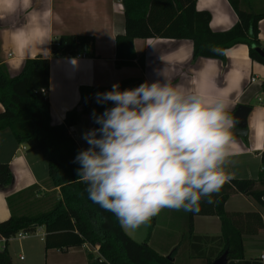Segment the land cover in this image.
<instances>
[{
  "label": "trees",
  "instance_id": "1",
  "mask_svg": "<svg viewBox=\"0 0 264 264\" xmlns=\"http://www.w3.org/2000/svg\"><path fill=\"white\" fill-rule=\"evenodd\" d=\"M194 1L121 0L123 32L115 35L114 66L133 64L134 58L141 64L142 58L136 56L132 39L153 36L189 38L193 56L216 58L223 57L225 47L243 42L248 46L249 57L264 64V59L254 50L256 46L264 50L257 39V21L264 16V10H255L257 0H227L236 14V20L223 31L209 29V13L195 9ZM50 52L68 56L86 52L91 56L93 38L83 34H62L51 41ZM143 82L144 79L139 76L114 83H118L123 90ZM47 83V57L26 58L13 76L8 75L0 63V103L3 106L0 130H9L14 140L25 144L27 150L40 151L46 160L47 183L50 188L57 187L56 197L50 195V203L44 209L30 210L35 206L33 193L37 190L36 185L5 195L9 215L0 220L1 236L8 238L18 230L32 232L36 226H42L44 248L65 250L83 243L91 247L97 245L95 253L86 251L88 264H180L186 257L201 258L203 264H209L224 250L225 264H263L257 257L244 258L242 245L243 235L255 234L264 227L259 210L226 211L224 202L230 194L241 193L264 209V150L259 156L262 169L255 179L233 178L213 194L212 203L202 200L199 211L171 215L173 220L179 221L178 230L182 233L180 238L178 231L170 234L169 238L176 246L164 255L148 243L156 217L146 227L144 240L137 242L122 229L112 213L88 198L86 184L78 178L80 165L74 162V158L81 149L71 136L69 126L76 123L79 114H87L93 127H99L94 122L93 113L100 115L105 108L113 105L110 101L98 103L97 94L110 91L114 83L80 88V109L67 110L63 121L57 124L51 123L47 97L39 91L46 88ZM260 90L264 98V80ZM11 179L7 162H0V188H6ZM194 215L216 216L219 234L193 233ZM156 245L162 249L160 242ZM0 264H10L4 246L0 250Z\"/></svg>",
  "mask_w": 264,
  "mask_h": 264
},
{
  "label": "crops",
  "instance_id": "2",
  "mask_svg": "<svg viewBox=\"0 0 264 264\" xmlns=\"http://www.w3.org/2000/svg\"><path fill=\"white\" fill-rule=\"evenodd\" d=\"M194 7L209 13L208 27L211 31L226 30L236 20L227 0H195ZM255 10H264V0L256 1ZM122 32L121 0H0V63L8 75L13 76L26 58L47 57L48 83L44 95L49 103L51 123H61L67 110L80 109L79 91L82 87L104 86L139 76L149 83L170 80L188 93L226 100L231 106V114L237 104L249 107L245 114V134H233V155L228 171L234 174V178L255 179L262 169L259 156L264 150V98L260 90L264 64L249 57L248 46L243 42L233 43L224 48L222 58H216L193 56L189 38L134 37L132 46L136 56L142 58L141 64L134 58L133 64L115 67L114 39ZM62 34L92 36L93 55L86 52L71 56L51 54V41ZM257 39L264 48V16L257 21ZM251 77H254L253 81H250ZM1 110L3 106L0 103ZM93 128L87 114H79L76 123L69 126L71 136L81 150L89 146L83 139L84 133ZM0 162H7L12 175L10 184L0 188V220L9 215L5 195L11 192L36 185L37 190L33 193L35 209L49 204L50 195L56 197L57 187L50 188L47 183L44 155L17 143L7 129L0 130ZM224 209L259 210L261 218L264 215L263 207L241 193L230 194L224 202ZM183 211L165 208L161 215H182ZM179 226L173 220L161 236L162 249L153 247L168 255L176 246L169 236ZM219 231L216 216H193V233L217 235ZM43 235V227L36 226L28 236L15 238L18 241L24 239L22 246H31L34 256L39 255L35 264H88L86 251L96 252L97 245L91 247L85 243L65 250L44 248ZM6 243H3L5 249ZM242 245L244 258L257 257L264 249V227L255 234L243 235ZM17 256L24 259L20 253ZM180 264H203V261L186 257Z\"/></svg>",
  "mask_w": 264,
  "mask_h": 264
},
{
  "label": "clouds",
  "instance_id": "3",
  "mask_svg": "<svg viewBox=\"0 0 264 264\" xmlns=\"http://www.w3.org/2000/svg\"><path fill=\"white\" fill-rule=\"evenodd\" d=\"M112 102L93 113L83 139L78 178L88 198L122 228L147 227L161 210L197 212L200 202L234 178L228 171L236 120L226 100L188 93L170 80L145 81L97 94Z\"/></svg>",
  "mask_w": 264,
  "mask_h": 264
},
{
  "label": "rangeland",
  "instance_id": "4",
  "mask_svg": "<svg viewBox=\"0 0 264 264\" xmlns=\"http://www.w3.org/2000/svg\"><path fill=\"white\" fill-rule=\"evenodd\" d=\"M35 209L34 207H32L33 210ZM40 209H44V208H40ZM161 214H163L162 210L161 212L154 216L156 217V221L155 224L153 226V230H152V237L151 239L148 240V243L150 242V244L152 246H157L155 245L156 242H160L163 240H161V236L163 235V233L165 232V230L168 228V226L173 222V217L171 215L169 216H162ZM160 217V218H159ZM195 220H197V218H195ZM179 222V221H178ZM196 222V221H195ZM127 232L130 233V235L132 236L131 238L137 242H142L145 238V234H146V227L141 226L139 229L135 230V231H129L126 230ZM178 231V235L180 238V234L182 233L181 230L175 229V231L173 232H177ZM37 236V235H35ZM174 238L176 237V235L173 233ZM171 238L173 239V237L171 236ZM24 241V239L22 240ZM22 241H18L15 238H10L9 240H7L6 243V251L9 255V263L10 264H21V263H26V264H35V261L38 260L39 255H36V257L34 256V253L32 252V248L31 246L28 247V245L23 244L22 246ZM22 254L23 255V260L18 259V254Z\"/></svg>",
  "mask_w": 264,
  "mask_h": 264
},
{
  "label": "water",
  "instance_id": "5",
  "mask_svg": "<svg viewBox=\"0 0 264 264\" xmlns=\"http://www.w3.org/2000/svg\"><path fill=\"white\" fill-rule=\"evenodd\" d=\"M254 50L264 59V50L260 47H254ZM249 110L247 105L237 104L232 116L236 120V125L232 131V134L244 135L245 128V114ZM264 198V197H263ZM226 262V251H222L215 259H213L209 264H225Z\"/></svg>",
  "mask_w": 264,
  "mask_h": 264
},
{
  "label": "built area",
  "instance_id": "6",
  "mask_svg": "<svg viewBox=\"0 0 264 264\" xmlns=\"http://www.w3.org/2000/svg\"><path fill=\"white\" fill-rule=\"evenodd\" d=\"M10 53H8L9 55ZM254 80V77H251L250 78V81H253ZM39 91L44 94L45 93V88H40ZM262 219H264V215L262 216ZM30 234L29 231H24V230H18L16 231L13 235H11L10 237L8 238H5L3 236L0 235V250H2L3 248V243L4 241L6 240H9L10 238H16V239H20V238H23V237H26ZM19 258H21V255H19ZM257 258L260 262H262L264 264V249L257 255Z\"/></svg>",
  "mask_w": 264,
  "mask_h": 264
}]
</instances>
